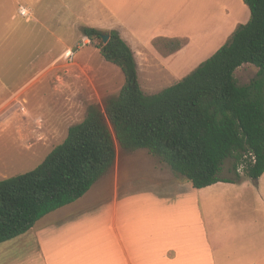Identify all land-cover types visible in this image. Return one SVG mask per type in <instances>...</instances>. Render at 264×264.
Instances as JSON below:
<instances>
[{
    "label": "rangeland",
    "instance_id": "1",
    "mask_svg": "<svg viewBox=\"0 0 264 264\" xmlns=\"http://www.w3.org/2000/svg\"><path fill=\"white\" fill-rule=\"evenodd\" d=\"M137 1L133 7L130 5L132 0L122 3L108 0L107 5L98 0H0V100L36 76L20 97L24 99L22 102L27 111H21V115L27 118L21 119L19 134L28 144H34H29L27 148L18 145L13 131L8 128L0 133V180L34 169L64 140L67 129L83 120L87 105L96 104L102 108L107 97L119 93L124 83L121 69L106 62L99 54L96 48L100 42L98 39L82 46V26L101 29L124 18L138 24L136 26L141 22L140 33L172 31V40L156 37L150 41V46L141 45L134 38L129 39L140 89L145 95H153L197 68L239 24L250 18L248 8L241 0ZM19 4L32 9L28 19L16 13ZM229 28L230 32L226 35ZM189 36H192L190 45L186 43ZM183 44H187L184 59L165 62L167 66L162 68L160 60L182 49ZM66 45L69 48L62 51ZM76 46L80 48L76 50ZM68 49L75 52L72 61L62 56ZM181 61L183 65L178 67ZM257 70L253 64L244 63L234 71V77L239 85H247L256 76ZM29 114L33 119H41L34 122ZM115 147L114 164L84 194L83 200L63 208L64 211L68 208L72 210L68 215L75 214L73 219L77 218V224L79 219L86 221L87 237L97 238L106 234L100 223L102 220L105 224L109 222L117 163L121 190L154 188L150 180L156 178L166 181L169 178L182 179L146 149L123 151L116 142ZM234 162V158H226L223 163L224 168L229 167L236 174ZM236 171L241 173L236 174L237 180L241 177L245 186L250 187L251 184L252 189L258 187V183L244 175L241 164ZM159 179L156 180L159 182ZM96 184L99 191L95 194ZM37 223L44 222L39 220ZM37 223L35 228L1 246L0 252L18 250L24 242L32 246ZM72 228L83 231L80 226ZM263 260L264 257H260L255 262Z\"/></svg>",
    "mask_w": 264,
    "mask_h": 264
},
{
    "label": "trees",
    "instance_id": "2",
    "mask_svg": "<svg viewBox=\"0 0 264 264\" xmlns=\"http://www.w3.org/2000/svg\"><path fill=\"white\" fill-rule=\"evenodd\" d=\"M242 2L249 20L197 68L153 95L141 91L133 51L116 30L81 27L91 43L100 41L96 48L121 69L124 83L102 108L87 105L83 120L34 169L0 180V243L83 196L114 164L115 142L123 151L146 149L195 188L234 182L218 176L226 158H234L236 174L241 164L256 180L264 171V0ZM244 63L258 70L239 85L234 71Z\"/></svg>",
    "mask_w": 264,
    "mask_h": 264
},
{
    "label": "crops",
    "instance_id": "3",
    "mask_svg": "<svg viewBox=\"0 0 264 264\" xmlns=\"http://www.w3.org/2000/svg\"><path fill=\"white\" fill-rule=\"evenodd\" d=\"M98 1L107 5L108 0ZM114 1L122 3L124 0ZM132 1L130 5L135 7L138 1ZM26 7L31 10V16L32 9ZM139 24L136 26L138 24L120 18L116 23H108L99 30H116L129 47L130 38L145 46H150V41L156 37L173 39L172 31L140 33L141 22ZM80 38V41L91 42L82 33ZM191 39L192 36L186 38L188 45ZM187 44H183V48L174 54L163 57L160 60L162 68L167 66L165 62L184 59ZM67 48L69 45L62 51ZM182 65L181 61L177 66ZM34 80L36 76L0 100V133L6 128L10 129L18 145L22 144L25 148L34 143L28 144L19 134L21 119L26 117L21 115V111L27 113L24 99L20 97ZM28 117L34 122L41 119H33L30 114ZM224 164L218 176L235 179L234 182L217 181L195 188L187 180L169 178L166 181L156 178L159 182L156 179L150 180L154 188L121 190L117 163L113 202L109 205V222L105 224L102 220L100 223L106 229L104 236L87 237L85 233L89 231L86 221L79 219V225L75 222L77 218L73 219L75 214L68 215L71 209L63 210L65 206L82 199L83 195L40 218L44 223L38 224L39 220L36 222L38 227L32 246L24 242L18 250L0 252V264H264V260L255 262V259L264 257V171L256 180L250 178L252 182L258 183V187L252 189L251 184L250 187L244 185L241 177L237 180L238 176L229 167L224 168ZM97 184L95 194L99 191ZM78 226L82 232L73 230L72 227ZM8 241L0 243V247Z\"/></svg>",
    "mask_w": 264,
    "mask_h": 264
},
{
    "label": "built area",
    "instance_id": "4",
    "mask_svg": "<svg viewBox=\"0 0 264 264\" xmlns=\"http://www.w3.org/2000/svg\"><path fill=\"white\" fill-rule=\"evenodd\" d=\"M17 13H18V15H20L23 18H28L31 14V10L26 6L19 5L17 7ZM81 42H82V46H85L89 43V41H87V40H82ZM79 48H80V46H76V50H78ZM74 54H75V52L73 50L68 49L63 53L62 56L64 58H66L67 60L72 61Z\"/></svg>",
    "mask_w": 264,
    "mask_h": 264
},
{
    "label": "water",
    "instance_id": "5",
    "mask_svg": "<svg viewBox=\"0 0 264 264\" xmlns=\"http://www.w3.org/2000/svg\"><path fill=\"white\" fill-rule=\"evenodd\" d=\"M101 38H102L103 42L106 43L108 40V35L107 34H101Z\"/></svg>",
    "mask_w": 264,
    "mask_h": 264
}]
</instances>
